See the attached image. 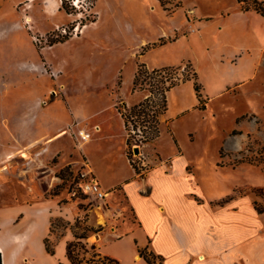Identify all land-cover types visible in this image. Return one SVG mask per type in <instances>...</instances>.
Wrapping results in <instances>:
<instances>
[{"label":"rangeland","instance_id":"obj_1","mask_svg":"<svg viewBox=\"0 0 264 264\" xmlns=\"http://www.w3.org/2000/svg\"><path fill=\"white\" fill-rule=\"evenodd\" d=\"M235 2L171 0L164 6L160 0H0V205L58 203L62 213L53 218L49 244L54 247V256H47V264H65V240L59 236L67 229L80 234L87 227L84 242L88 248H97L100 237L116 238L134 221L122 198L113 202L99 200L79 187L84 161L76 145V133L68 131L72 125L65 109V95L76 97L75 112L84 121L92 106L86 107L82 100L95 93V104H105L104 86H109L117 73L115 83L109 86L114 93V106L130 107L133 104L127 105L120 94L123 86H129L127 94H147L144 90H131L132 83H127L128 79L133 80L140 63L148 69L157 65L180 66L179 77L184 65L190 64L200 84L202 101L199 102L193 89V79L180 81L177 84L180 87L166 96L165 112L158 115L159 135L151 142L133 143L130 147L126 144L131 165L138 168L131 159L137 161L140 156L147 170L163 164L168 167L169 158L162 161L165 155L185 153L188 171L196 172L200 181V193L205 198H215L208 204L218 210L217 236L230 234L223 239L236 241L241 249L261 256L264 249L261 57L251 80L210 99L202 91L193 63L199 65L209 95H215L217 77L204 65L203 46L215 44L218 37L212 28H205L204 41L201 40L193 32L195 18L190 10L196 6L199 12H215ZM182 22L185 26L180 30L149 40L160 31L171 29L172 23ZM191 32L189 38L166 44ZM222 49L219 47L217 51ZM74 129L83 131L84 122ZM132 135L134 139L140 138L141 129L137 128ZM115 143L121 147L122 137L118 136ZM134 146L139 147V153L133 152ZM85 148L93 151L91 145ZM255 205L261 213L254 210ZM126 240L110 241L106 250L122 255L123 262L117 259L120 264H137ZM79 252L84 258L90 257L89 252ZM105 255L112 257L109 253ZM243 261L241 258L234 263Z\"/></svg>","mask_w":264,"mask_h":264},{"label":"crops","instance_id":"obj_2","mask_svg":"<svg viewBox=\"0 0 264 264\" xmlns=\"http://www.w3.org/2000/svg\"><path fill=\"white\" fill-rule=\"evenodd\" d=\"M192 8L195 18L192 22L193 32L203 40L204 29L212 28L218 37L214 47L205 43L203 46L206 54L204 65L217 77L218 91L215 95H209L199 65L193 62L204 94H207L209 99L213 96L219 97L224 95L228 88L251 80L259 68V57L261 65L264 66V15L254 10H240L237 0L233 6L215 12H199L196 6ZM173 23L171 29L160 31L149 40L170 35L185 26L184 22L178 25ZM193 32L178 35L175 40L166 44H174L184 37L189 38ZM144 42L147 41L142 43ZM219 47L223 49L217 51ZM159 66L163 65L156 67ZM228 72L232 73L230 77ZM116 76L117 73L110 79L109 86L115 83ZM131 80H127L128 85L132 83ZM109 86H104L107 95L105 104H95V93L91 94L90 99H87L86 95L82 100L86 107L92 106L87 110L84 121L75 112L78 105L76 97L65 95V109L72 125L68 131L76 133V145L84 161L82 170H87L108 193L105 200L113 202L122 198L134 220L122 235L113 239L107 238L106 235L100 237L98 250L123 262L122 255L110 253L106 248L110 241L121 242L127 239L126 245L137 264H147L138 254V248L146 245L149 250L163 258L162 264H235L234 261L241 258L244 264H264V249L260 257H255L254 253L241 249L240 243L223 239L230 234L225 233L223 236L221 233L217 236L218 210L208 204L215 198H205L200 193V181L196 172L188 171L189 161L185 153L165 155L162 161L169 158L168 167L165 164L158 165L142 175L135 172L125 152L123 119L114 106V93ZM128 87L123 86L120 92L127 105L136 104L147 95L127 94ZM178 87L180 85L169 90L167 96ZM82 122L83 131L74 129L81 126ZM118 136L123 140L119 148L115 143ZM87 145L93 147L92 152L85 148ZM61 213L57 202L1 204L0 264H47V256L54 254L47 253L44 239L49 235L51 219ZM59 238L65 240L66 247V243L73 240L74 235L67 229ZM226 260L229 263H226ZM65 264H69L66 255Z\"/></svg>","mask_w":264,"mask_h":264},{"label":"trees","instance_id":"obj_3","mask_svg":"<svg viewBox=\"0 0 264 264\" xmlns=\"http://www.w3.org/2000/svg\"><path fill=\"white\" fill-rule=\"evenodd\" d=\"M171 0H160L161 4L166 6ZM239 9L242 11L254 10L264 15V0H237ZM174 5L173 7H175ZM66 38V37H64ZM164 43L161 40V44ZM181 67L161 66L153 69H148L143 63H140L134 73L131 90H144L147 92L146 97L130 107L125 104L117 105V111L123 119L124 128L127 132L126 144L130 147L133 143L151 142L159 135V120L158 115L165 112L167 108V92L177 85L180 81L184 82L193 79V89L196 96L201 102L200 84L196 81V72L190 64H185L182 68L183 75L179 77L177 71ZM189 70V73H186ZM137 128L141 129V136L134 139L132 132ZM135 172L142 175L135 164H132ZM258 213L262 210L254 206ZM53 219L50 221L49 235L44 239V245L47 253L53 254L54 247L49 244V237L52 231ZM87 227H84L83 232L77 234L73 232L74 239L68 241L65 247V255L69 264H120L113 257L102 254L98 248H88L84 239L87 237ZM80 250L89 252L90 257L84 258L80 256ZM138 254L147 264H162V257L156 255L149 250L148 245L138 248Z\"/></svg>","mask_w":264,"mask_h":264},{"label":"built area","instance_id":"obj_4","mask_svg":"<svg viewBox=\"0 0 264 264\" xmlns=\"http://www.w3.org/2000/svg\"><path fill=\"white\" fill-rule=\"evenodd\" d=\"M192 13V10H190ZM137 161L131 159L133 163L136 162V166L140 170V172H146L148 171L146 166V162L144 159H142L140 156L136 157ZM79 187L87 194L92 195L94 198L99 200H104L108 193L102 189L100 184L94 179L93 176L90 175V173L87 170H81L79 173V181H78Z\"/></svg>","mask_w":264,"mask_h":264},{"label":"water","instance_id":"obj_5","mask_svg":"<svg viewBox=\"0 0 264 264\" xmlns=\"http://www.w3.org/2000/svg\"><path fill=\"white\" fill-rule=\"evenodd\" d=\"M133 152L136 153V154L139 153V147L138 146H134L133 147Z\"/></svg>","mask_w":264,"mask_h":264},{"label":"bare ground","instance_id":"obj_6","mask_svg":"<svg viewBox=\"0 0 264 264\" xmlns=\"http://www.w3.org/2000/svg\"><path fill=\"white\" fill-rule=\"evenodd\" d=\"M29 19H28V17H27V19H26V21H28ZM79 31H80V29H79ZM23 154V153H22ZM24 155V154H23Z\"/></svg>","mask_w":264,"mask_h":264}]
</instances>
